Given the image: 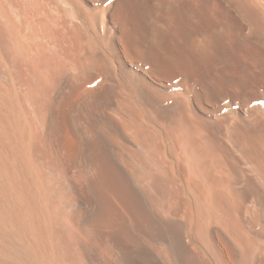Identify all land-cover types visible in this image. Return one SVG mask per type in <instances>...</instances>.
I'll list each match as a JSON object with an SVG mask.
<instances>
[{
  "label": "bare ground",
  "instance_id": "6f19581e",
  "mask_svg": "<svg viewBox=\"0 0 264 264\" xmlns=\"http://www.w3.org/2000/svg\"><path fill=\"white\" fill-rule=\"evenodd\" d=\"M0 264H264V0H0Z\"/></svg>",
  "mask_w": 264,
  "mask_h": 264
}]
</instances>
